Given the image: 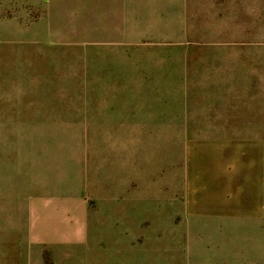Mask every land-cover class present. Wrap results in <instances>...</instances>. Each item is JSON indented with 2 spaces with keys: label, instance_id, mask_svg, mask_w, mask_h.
<instances>
[{
  "label": "crops",
  "instance_id": "1",
  "mask_svg": "<svg viewBox=\"0 0 264 264\" xmlns=\"http://www.w3.org/2000/svg\"><path fill=\"white\" fill-rule=\"evenodd\" d=\"M129 1L132 4L125 6L124 2ZM189 1L194 4L208 1L207 14L221 28L217 32L210 28V35L221 36L210 44L228 43L222 37L224 21L231 20V10L239 5L233 3L234 7H229L226 14L224 2L219 0ZM97 2L113 23H121L117 14H127L125 28L128 34L132 30L127 35L131 45L127 49L118 46L105 54L95 53L93 98L84 101L78 112L79 123L93 126L90 145L82 144L86 141L84 134L79 150L72 157L70 153L51 150L54 144L41 148L35 144L37 147L20 149L9 160L0 148V264H182L166 261L160 250L156 253L157 247L151 244V230L145 226L150 221L164 220L167 214L177 215L184 206L187 213L198 216L201 210L202 215L210 216V249L201 250L209 264H247V256L241 254L243 245L245 250H256L254 245L260 244L254 241L257 236L246 235L245 227L241 232V224L236 227L233 221L248 219L246 209L257 211L259 207L264 212V183L231 182L225 169L228 151L205 148L204 157L197 148L204 142L193 140L187 174L193 180L209 177L210 193H198L197 189L193 192L196 197L184 200L183 174L177 171L183 164L181 146L177 148L179 151L175 150L176 157L179 155L177 161L164 169H156V161L152 159V149L158 150L164 139V125L199 123L196 121L203 118L210 125L245 124V106L237 101L224 106L223 88H200L206 89V93L191 97L190 92L198 88H184V79L176 77L177 62L183 61L184 68L188 57L198 61L199 51L186 52L180 44L172 42H149L164 26L155 22L157 13H161L158 2H167L121 0L119 6L118 0ZM146 2L150 7L143 6ZM135 14L149 15L150 21L138 25L134 22ZM240 21L241 13L234 11L236 31L241 28ZM101 41L119 45L113 32H107ZM205 54L209 62L206 75L210 76L213 54L210 51ZM196 79L191 76L188 80ZM245 98L244 94L242 100ZM203 107L209 110L203 111ZM40 137L46 140L43 134L30 139L37 141ZM90 147L92 152L87 151ZM198 153L203 161L196 157ZM70 158L76 166L72 174L67 167ZM206 189L199 187L200 191ZM172 190L175 193L167 196ZM152 204L157 206L155 210L162 211L159 220L152 212ZM233 244H237V249L230 247ZM227 248L228 252H235L221 255ZM253 252L249 255L251 263L264 264V254Z\"/></svg>",
  "mask_w": 264,
  "mask_h": 264
},
{
  "label": "rangeland",
  "instance_id": "2",
  "mask_svg": "<svg viewBox=\"0 0 264 264\" xmlns=\"http://www.w3.org/2000/svg\"><path fill=\"white\" fill-rule=\"evenodd\" d=\"M97 1L0 0V148L4 150L3 155L7 160L11 155L19 154L20 149L36 145L41 148L51 144H54L51 150L67 152L72 157L80 148L81 139H84L82 135L85 134L86 139L83 145L93 142L90 139L93 126L79 123L78 112L84 101L93 98L96 84L95 53L103 51L105 54L118 46L127 49L131 45L127 35L132 34V30L129 34L126 32L125 12L117 14L118 19L121 17L120 24L113 23ZM161 1L167 3L158 2L161 13H157L155 22L164 26L149 42H172L180 44L186 52L199 51L198 61L188 57L184 61V68L183 61L177 62L179 68L176 77L184 79V88H198L190 92L191 97L206 93V89L200 88H223L224 106L236 101L245 106L246 123L210 125L212 123L203 118L196 121L199 123L164 125V139L159 142L158 150L152 149L156 169H164L166 165L175 163L179 158V155H175L179 151L177 148L181 146L183 164L177 171L183 174V199L196 197L193 192L197 189L198 193L209 194V177L206 180H193L192 175L187 174L188 161L194 150L191 146L195 142L192 141L202 140L204 144L197 148L202 150L204 157L205 148L228 151L225 169L231 182L264 183V0H219V3L224 2L226 14L230 11L229 7H234L233 3L239 8L231 10V20L228 18L224 21L222 35L225 36L222 37L228 43L215 45L210 44V41L221 36L217 33L210 35V28L214 32L221 28L220 23L210 20L207 14L208 1L198 4L189 0ZM120 4L121 0H118L116 5ZM127 4L132 2H124L125 6ZM143 6L150 7V4L146 2ZM171 9L176 11H166ZM234 11L241 13V28L237 31ZM147 20L149 15L135 14L136 24ZM111 25H114L113 29ZM107 32L114 33L119 45L105 44L104 41L102 44L101 40ZM135 32L136 29H133ZM209 51L213 54V60H210V76H207L206 65L209 62L205 60V53ZM191 76L192 79L199 78L190 81L188 79ZM244 94L246 98L242 100ZM238 97L240 101L235 99ZM202 110L208 111L209 107H203ZM34 116L39 119L32 120ZM35 134L45 135L46 140L40 137L41 140L32 141L30 138ZM219 137L231 138L211 140ZM87 151L92 152V148ZM202 155L198 153L196 157L203 161ZM72 161L70 158V164H67L71 174L72 169L76 168ZM199 187L207 189L200 191ZM174 193L172 190L167 196ZM194 200L198 201L199 198ZM151 207L156 219L163 217L160 215L162 211L155 210V204ZM183 208L181 211L178 209L177 215L167 214L164 220L150 221L145 226L151 230V244L157 247L156 253L160 250L165 255L168 262L209 264L206 254L201 250L210 249V216L202 215L204 213L201 210L196 216L193 212L187 213L185 206ZM246 215L248 219H235L233 222H236V227L241 224V232H244L245 227L246 235L257 236L254 241L260 245H254L256 250H245L243 245L241 251L242 255L247 256V264H252L249 255L253 251L261 253L260 256L264 254V212H260L258 207L257 211L246 209ZM230 247L237 249V244ZM228 250L224 249L220 254L235 252Z\"/></svg>",
  "mask_w": 264,
  "mask_h": 264
}]
</instances>
